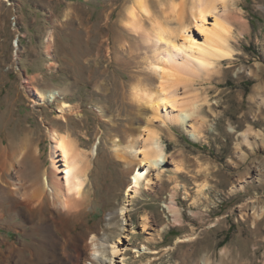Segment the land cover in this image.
<instances>
[{
	"label": "rangeland",
	"instance_id": "rangeland-1",
	"mask_svg": "<svg viewBox=\"0 0 264 264\" xmlns=\"http://www.w3.org/2000/svg\"><path fill=\"white\" fill-rule=\"evenodd\" d=\"M129 1L0 0V143L7 148L9 163L13 152L24 153L14 169L3 165L0 187L8 188L20 173L26 183L49 169L50 129L72 137L91 159L85 183L87 215L69 220L60 230L44 225L29 231L31 225L28 221L21 225L17 209L3 210L0 264H11L12 256L16 258L11 243L22 246L18 256L22 264H61L56 261L52 236L63 240L65 233L103 232L106 226H116L120 239L116 254L109 251L108 243L105 252L95 253L104 264H148L150 259L149 264H176L182 257L191 264L205 251L217 264H264V102L259 99L264 98V0H230L227 5L232 46L237 51L234 58L222 61L218 71L194 81L201 96L209 99L202 108L206 122L196 138L181 122L166 126L160 118L147 120L151 108L132 99L134 79L129 74L145 76L150 71L143 63V51L137 49L142 46L138 38L119 28ZM189 3H184L186 23ZM68 8L71 13L65 16ZM153 10H158L157 0ZM124 39L131 43L129 50L119 48ZM108 47L114 53L110 50L106 55ZM128 51L134 55L129 57ZM116 57L120 58L114 62ZM104 66L115 71L107 82L108 98L98 86L107 81ZM117 80L125 84L123 89L115 85ZM27 86L59 89L61 96L36 105ZM63 100L72 106L64 119L58 108ZM137 109L138 118L131 119ZM248 128L251 132L245 141L242 135ZM147 129L158 132L168 160L159 172L148 173L149 184L128 202L129 172L141 154L134 157L127 149L129 164L116 152H122L129 140L142 139ZM173 190L181 225L172 224L163 207ZM13 198L0 192L5 209L15 203ZM123 203H128V216L120 213ZM44 212L37 218H43ZM110 215L113 218L108 220ZM143 220H147L145 228ZM188 233L195 234L190 244L177 241ZM151 236L153 240L147 239ZM41 238L45 245L40 243L38 249ZM144 243L158 253H147ZM227 247L229 258L222 252Z\"/></svg>",
	"mask_w": 264,
	"mask_h": 264
},
{
	"label": "bare ground",
	"instance_id": "bare-ground-1",
	"mask_svg": "<svg viewBox=\"0 0 264 264\" xmlns=\"http://www.w3.org/2000/svg\"><path fill=\"white\" fill-rule=\"evenodd\" d=\"M189 1L190 20L189 23H186L184 20V3L186 0H157V12L153 10V0H130L125 7L124 19L120 22L119 28L138 38L142 46H139L140 48L137 49L143 51V63L146 66L145 68L150 71V74L148 73L145 76H138L140 74L138 72H135L134 75L129 74V78L134 79L132 80L130 93L132 99L144 107L151 108L152 116H148L147 120L154 121L160 118L162 120L161 124L166 126L169 123L175 124L176 122H181L190 131V136L196 138L200 134L202 126L205 125L204 122L206 121L202 108L204 104L209 105V99L208 97L201 96L199 88L194 87V81L199 80L202 76H210L212 73L218 71L222 61L228 62V60L234 58L237 50L232 46L234 36L231 31L233 25L227 14L229 8L227 5L231 1ZM64 13L67 16L71 11L68 8ZM109 17L111 16H108V19L111 20ZM172 21L173 23L175 22V25H171L173 23L168 24ZM111 23L113 24V22ZM106 27L109 26L106 25ZM122 41L119 44V48L125 47L126 50H129L131 43L126 39ZM111 49L110 47L107 48L106 55H109ZM112 52L114 53V51ZM132 53L134 52H127L129 57L134 55ZM114 57L112 59L110 57L109 60L111 59L112 62ZM118 58L120 57H116L114 62ZM123 58L126 61L128 57L127 55L125 57L124 54ZM122 59H119V62H122ZM106 66H104L102 73L104 72L103 78L106 77L107 81H105V84L101 83L97 85L100 86L99 91L108 98L110 90L107 82L111 81L110 75L112 72V76H115V71L109 70ZM114 82L121 89L125 87L122 81L117 80ZM27 88L33 98V104L36 105L44 102L50 103L61 96L59 89L46 90L30 86H27ZM259 99L260 103L264 102L263 97ZM58 108L59 116L63 119L67 111H72L71 104L65 100L58 103ZM138 111L137 109V113H131L130 118H138V114H140ZM251 129L248 128L242 135L245 141ZM157 133L155 130L147 129L144 133L145 136L142 137L140 135L142 139H131L126 145H122V152H116L118 159L127 163L129 162V164L131 160L126 155L127 149L132 150V156L134 157L139 155V153L141 154L135 166L130 169V178L125 191V201H132V198L140 193L141 188L149 184L151 178L148 173L153 169L159 172L161 165L163 166L168 160L166 151L163 148L164 144ZM50 139L49 169H44L42 175L40 174L41 176L34 174V178L27 179L26 183L21 182L23 176L19 172V176L22 179L19 178L16 182L7 184L8 188L4 185L0 187L1 193L4 192L12 196V198L14 196L13 199L15 201V203L12 202L11 206H7L6 209L4 208L5 204L2 205L0 201V218L4 217L3 210L16 211L17 209L22 218L20 220L22 221L21 225L24 226L27 221L31 225L29 231L40 230L44 225L46 227H58L59 229L60 226L66 224L71 219L76 218V220H81L87 215L88 211V203L86 202L88 198L86 197L87 184L85 183L91 159L88 158L89 156L85 151H82L75 144L72 137L67 134L56 129H50ZM94 151L93 146L92 154H94ZM23 154L21 151L13 152L12 159L14 160L12 163H9L7 162V148L5 144L0 143V170L4 169L3 165L6 163L8 170L12 169L16 164H20L24 157ZM61 166L62 168L59 169ZM127 205L128 203H123L120 209L122 216H128ZM163 207L169 214L172 224H182V214H180L181 210L176 201L174 190L171 191L168 199L164 201ZM41 210H45V216L43 215L44 217L39 219L36 215L39 212L41 213ZM254 214L256 216L259 215L256 210ZM190 215H197V213L191 212ZM112 218L113 216L110 215L108 220ZM146 225L147 220H143V228ZM162 230H164L163 225L158 229L159 237ZM22 231L23 234L27 232L24 229ZM101 232L88 230L81 234L65 233L62 238L63 240L52 236L51 242L54 249L57 250L56 261L61 262V264H104L103 260L95 256V253L105 252V244L108 243L111 245V250L109 251L116 254L117 250H119L117 244L119 243L120 235L117 233L116 226H106L104 231ZM194 238V233H188L179 237L177 241H185L190 244ZM147 239L153 240L154 237L151 236ZM38 242L39 244L36 248L39 249V246L44 244V242L42 238ZM65 244L69 246L67 248L68 251L65 249ZM147 244H143L147 253L151 255L158 253L157 248H151ZM10 249L16 252L14 254L16 258L13 259L12 256L13 262L11 264H22L19 261L22 246H19L17 243H11ZM222 252L226 258L231 256V251L228 247ZM199 255L191 264H217L208 252L205 251ZM184 258H180L176 264H187ZM150 261L151 259L148 261V264Z\"/></svg>",
	"mask_w": 264,
	"mask_h": 264
}]
</instances>
